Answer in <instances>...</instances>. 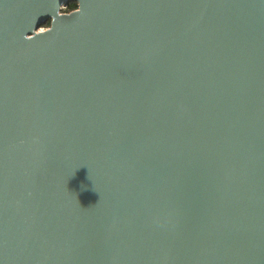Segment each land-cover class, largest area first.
<instances>
[{
    "label": "water",
    "instance_id": "95a60500",
    "mask_svg": "<svg viewBox=\"0 0 264 264\" xmlns=\"http://www.w3.org/2000/svg\"><path fill=\"white\" fill-rule=\"evenodd\" d=\"M0 264H264V0H0Z\"/></svg>",
    "mask_w": 264,
    "mask_h": 264
},
{
    "label": "trees",
    "instance_id": "16d2710c",
    "mask_svg": "<svg viewBox=\"0 0 264 264\" xmlns=\"http://www.w3.org/2000/svg\"><path fill=\"white\" fill-rule=\"evenodd\" d=\"M76 8V3L75 2H69L66 6H65V11H70ZM49 25V22H46V24H44V27H47ZM42 26V27H43Z\"/></svg>",
    "mask_w": 264,
    "mask_h": 264
},
{
    "label": "built area",
    "instance_id": "2783aa9c",
    "mask_svg": "<svg viewBox=\"0 0 264 264\" xmlns=\"http://www.w3.org/2000/svg\"><path fill=\"white\" fill-rule=\"evenodd\" d=\"M61 11L67 12V11H65V6H64V7H62Z\"/></svg>",
    "mask_w": 264,
    "mask_h": 264
},
{
    "label": "rangeland",
    "instance_id": "374dc122",
    "mask_svg": "<svg viewBox=\"0 0 264 264\" xmlns=\"http://www.w3.org/2000/svg\"><path fill=\"white\" fill-rule=\"evenodd\" d=\"M63 7H64V6H63ZM40 28H41V29H44V28H46V27L43 26V27H40Z\"/></svg>",
    "mask_w": 264,
    "mask_h": 264
}]
</instances>
